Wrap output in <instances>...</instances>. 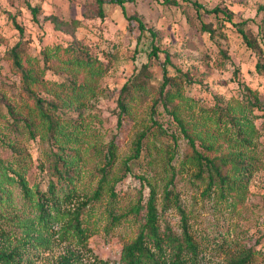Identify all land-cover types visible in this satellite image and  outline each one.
<instances>
[{"label": "rangeland", "instance_id": "374dc122", "mask_svg": "<svg viewBox=\"0 0 264 264\" xmlns=\"http://www.w3.org/2000/svg\"><path fill=\"white\" fill-rule=\"evenodd\" d=\"M195 1L137 0L127 4L128 14H138L157 32L154 43L161 51L156 59L149 57L151 32L147 30L139 41L137 22L130 23L118 5L108 3L102 20L94 15L93 0H0V246L18 247L23 264H60L71 255H75L74 264H93L96 256L110 264L119 263L123 246L135 239L145 220L146 208L139 212L134 208L146 206L151 185L156 189L161 225L169 224L180 232L179 210H162L171 180L202 247L200 264H229L249 248L254 251L250 264H264V75L256 69L258 61L264 63V0H202L207 8L220 6L230 12L233 22L254 19L246 28L259 44L255 48L246 44L232 22H218L198 9ZM30 6L38 8L36 18ZM53 18L60 22L58 26ZM14 19L26 32L41 96L57 100L60 83L71 77L86 80L92 88L81 99L63 95L56 113L63 124L68 122L64 131L72 140L62 155L77 194L76 202L64 207L57 222L42 221L35 200L6 178L7 170L21 172L32 192L46 190L56 179L52 173L56 147L47 137L43 119L37 111L28 116L20 108L28 100L21 96L20 76L13 71L9 57V50L20 39ZM203 22L214 32L204 31ZM72 45L97 60L102 73L96 82L85 70L66 69L63 62L70 55L66 49ZM45 48L60 49L46 69L42 60ZM165 51L191 79H177L182 98L166 107L156 100L155 90H142L133 101L131 114L118 127L117 99L123 85L147 62L151 63L152 82L160 84ZM9 104L21 109L17 117L9 112ZM174 107L201 150L205 143L214 145L213 150L205 151L213 157L232 155V151L246 156L251 168L237 176L238 188L226 187L224 196L219 188L206 192L208 179L199 178L197 167L188 160L192 148L170 112ZM235 113L241 120L234 126L228 118ZM238 129L245 134V145L237 137ZM143 131L148 135L139 157L134 158V143ZM116 136L117 157L111 176L122 175L127 167L130 170L116 183L115 195L108 184L101 186L100 198L84 209V234L78 236L69 226L70 215L100 187ZM168 149L176 150V156L171 158ZM113 213L118 220H113Z\"/></svg>", "mask_w": 264, "mask_h": 264}, {"label": "trees", "instance_id": "16d2710c", "mask_svg": "<svg viewBox=\"0 0 264 264\" xmlns=\"http://www.w3.org/2000/svg\"><path fill=\"white\" fill-rule=\"evenodd\" d=\"M95 2V8L93 10L95 16H99L102 20L105 19L107 9L106 5L112 3L121 7L122 12L127 17L128 21L131 23L133 21L137 22L140 34L138 39L140 41L144 33L149 30L152 36V49L149 53L150 58L159 59L160 57V46L155 44L157 38V32L153 28H149L144 20L138 14H128L127 4L136 3L137 0H93ZM166 4H178V0H164ZM194 4L198 9L204 10L207 15H213L218 22L224 23V21H230L236 27V30L242 35L244 41L250 48L258 47L259 44L256 39L253 38L249 31L247 30V25L255 22L254 19H246L240 22H233V17L230 12L223 9L220 6H215L213 8H207L202 0H196ZM34 18L37 17L38 8L30 6ZM16 27L20 32V39L18 42L9 50V57L12 61L13 71L20 76L21 80V96L26 98L28 101L23 103L20 107L24 113L28 116H32L34 111H37L40 118L43 119V123L47 129V137L51 140L52 144L56 148L52 151V169L53 175L56 179L51 180L48 184L46 190H41L40 188L35 191H31L28 184L21 172H10L7 170L6 178L9 181L16 182L20 186L24 195L32 200H35V204L38 209L39 218L44 222H57L60 217L64 215L65 209L72 205L77 200L76 191L72 188L70 181L71 169L66 166L63 160V155L66 151V143L72 140L66 135L64 131V125L68 122H61V118H56V113L60 109V103L62 102V97L65 95L70 99L83 98L86 94L92 90V88L84 81H79L75 77L68 78L67 81L61 82V91L56 93L55 99H47L40 95V80L38 78L39 73L35 67L34 58H32L27 51L25 38V30L17 21L13 20ZM56 26L60 24L56 18H53ZM204 31L213 33L214 29L202 23L201 27ZM60 49L50 50L45 48L42 50L43 56V68H51L50 61L52 56H59ZM66 52L70 53L68 58L64 59L63 64H65L66 69L69 71H80L85 70L90 77V80L96 82L98 77L102 73V68L97 64V60L93 59L88 53H86L83 48L78 46H69ZM164 69H163V80L160 84H155L152 82L153 75L149 72L150 62L145 63L138 72L132 74V77L123 85L119 96H118V106L120 108L119 115V125L122 126L123 118L126 115L131 114L133 101L137 98L136 95L142 90L152 91L155 90L158 102H162L166 107L170 104L175 105V101L182 98V90L180 89V84L177 79L181 76L185 80L190 81L189 75H186L178 67L174 65L170 58L169 52H164ZM256 69L264 75V63L258 61L256 63ZM69 80V83H68ZM152 82V83H150ZM89 83V82H88ZM29 103H32L30 106ZM65 103V102H64ZM253 104V101L250 102ZM9 112L17 117V114L21 112V109L15 108L13 104H9ZM173 114L174 119L180 125L182 132L188 139V143L192 148V153L189 154L188 160L190 163L197 167L196 175L199 178L206 177L208 179V184L206 192L210 193L214 189L220 190L221 195L224 196L225 188L228 187L230 190L236 189L237 176L244 174L245 171H250V166L247 163V158L241 152L233 153L232 155H222L213 157L207 154L205 151H211L214 148L212 144L202 143L203 150L199 148V145L191 134L189 126L184 122V120L179 116L178 110L174 107L170 109ZM61 113V112H60ZM228 114V112H227ZM236 114V113H235ZM232 114L228 120L234 126L238 124L241 120L239 115ZM229 115V114H228ZM21 121L25 120V117L20 118ZM16 120H14L15 122ZM162 128V126H160ZM162 131H164L162 129ZM148 135V131L141 132L137 140L134 143V153L132 157H139L142 149L144 140ZM240 136V137H239ZM172 137L176 139V136L172 134ZM237 137L241 140L242 145L247 142L245 140V134L241 133V130H237ZM116 137L112 140L110 148L108 150L109 160L102 170V183L98 187L92 196H89L78 204L72 212L74 214L70 215L71 223L70 227L73 228L75 234L82 237L84 234V229L81 225V216L84 209L94 203L95 200L100 198V193L104 184H108L112 194L114 193L115 185L118 181L124 178L127 170L123 172L122 175L111 176V171L113 165L116 163ZM177 140V139H176ZM235 150V149H234ZM168 152L172 153V157L176 156L175 151L168 149ZM131 157V158H132ZM132 158V159H134ZM109 167V168H108ZM110 169V170H109ZM69 177V180H68ZM71 182V181H70ZM171 180L166 186L164 193V204L162 210L165 211L169 207H175L179 210L181 214V231L176 232L169 224L163 227L160 223L161 213L159 212L157 202H156V189L153 185L150 187V197L146 206H137L134 211L139 212L140 208L145 207V220L140 228L139 233L132 241L126 243L123 246L121 252L120 262L117 264H200V258L202 255L201 246L199 242L195 239L192 232V228L189 222V216L186 211L180 205L179 192L176 190L175 185ZM1 197V196H0ZM65 207V209H64ZM119 216L113 213V220H118ZM254 251L252 248L244 250L238 254V256L231 259L229 264H250L254 259ZM75 255L65 256L60 264H74ZM25 263L22 252L18 247L7 248L0 246V264H23ZM93 264H110L108 260H104L100 257H95Z\"/></svg>", "mask_w": 264, "mask_h": 264}]
</instances>
